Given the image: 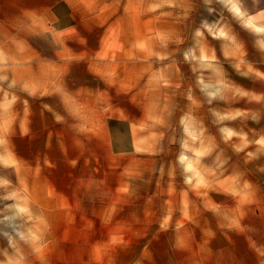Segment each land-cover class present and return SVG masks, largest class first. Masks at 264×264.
I'll use <instances>...</instances> for the list:
<instances>
[{"label":"rangeland","instance_id":"rangeland-1","mask_svg":"<svg viewBox=\"0 0 264 264\" xmlns=\"http://www.w3.org/2000/svg\"><path fill=\"white\" fill-rule=\"evenodd\" d=\"M71 3L74 30L58 45L47 32L39 39L45 25L15 23L0 5V76L7 77L0 87L9 92L7 99L0 92V260L7 251L20 264H154L169 252L154 237L171 215L189 228L215 229L218 205L238 198L245 220L250 202L264 212V0ZM102 48L99 61L112 64L114 79L109 112L133 120L139 156L149 159L119 197L76 189L83 174L58 163L57 146L18 149L30 161L55 162L41 165L16 164L9 147L16 110L36 106L16 89L11 65L88 64L72 53ZM57 193L66 197L58 201ZM109 201L111 211L100 212Z\"/></svg>","mask_w":264,"mask_h":264},{"label":"crops","instance_id":"crops-1","mask_svg":"<svg viewBox=\"0 0 264 264\" xmlns=\"http://www.w3.org/2000/svg\"><path fill=\"white\" fill-rule=\"evenodd\" d=\"M0 5L9 6L15 23L45 25L39 39H46L44 33H50L61 39L54 40L56 45L74 30L76 19L71 0H0ZM103 52L104 48L72 53L73 61L88 64L11 65L9 76L14 79L16 89L28 92L36 106L25 103L26 107H21L19 112L16 110L10 125L9 147L14 149L10 153L12 157L14 154L16 164L41 165L55 162L30 161L28 152L18 149L57 146L60 149L58 163L83 174L76 189L87 190L88 197H94L99 189L119 197L130 187V174L149 159L139 156L144 152L138 148L141 143L133 120L128 115L114 116L109 112L106 102L112 100L114 79L110 75L112 64L99 61ZM56 116L61 119L57 121ZM65 132L72 136L66 139ZM69 148L74 150L73 154L68 152ZM96 150H107L109 157L100 159ZM99 176H103V186L98 184ZM71 189L76 190L73 185ZM72 196L84 194L72 193ZM254 196L256 199V192ZM57 197L60 201L66 196L57 193ZM254 202L248 204L247 220L241 215L239 198L230 206L218 205L215 229L189 228L186 221L183 226L176 215H171L166 224L159 221L154 243L168 244L169 252L155 256L154 264H264V228L258 229L256 225L257 219L264 220V212L257 213L256 200ZM104 204L99 211H111V202Z\"/></svg>","mask_w":264,"mask_h":264},{"label":"clouds","instance_id":"clouds-1","mask_svg":"<svg viewBox=\"0 0 264 264\" xmlns=\"http://www.w3.org/2000/svg\"><path fill=\"white\" fill-rule=\"evenodd\" d=\"M5 80H7V77L6 76H0V81H5ZM8 87L9 88H13L14 87V84L10 83ZM0 92H3L4 93V98L7 99V97L9 96V92L8 91H5L2 87H0ZM45 107L47 108L48 105L46 104ZM49 111H51V109H49ZM55 119L57 121H59L61 119V117L56 116ZM4 183H7V181H5ZM4 198L5 199H14L15 198V193L10 194L9 196L4 197ZM21 238L22 239L24 238L23 237V234H21ZM8 241H9V244L13 248H16L15 241H13L11 237H8ZM16 250H17V252L19 251L18 249H16ZM4 256H5V259L4 260H0V264H20V261L19 260H15L11 256H9L8 253H7V251L4 252Z\"/></svg>","mask_w":264,"mask_h":264}]
</instances>
